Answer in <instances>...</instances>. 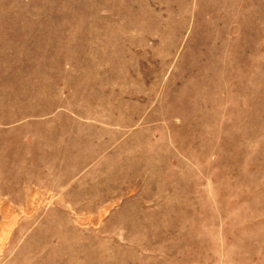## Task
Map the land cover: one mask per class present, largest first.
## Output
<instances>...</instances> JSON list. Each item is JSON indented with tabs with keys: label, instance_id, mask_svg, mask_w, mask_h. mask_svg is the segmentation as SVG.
<instances>
[{
	"label": "rangeland",
	"instance_id": "374dc122",
	"mask_svg": "<svg viewBox=\"0 0 264 264\" xmlns=\"http://www.w3.org/2000/svg\"><path fill=\"white\" fill-rule=\"evenodd\" d=\"M0 264H264V0H0Z\"/></svg>",
	"mask_w": 264,
	"mask_h": 264
}]
</instances>
